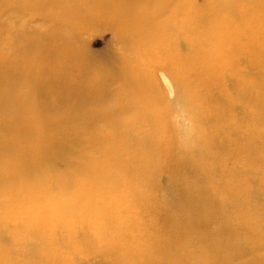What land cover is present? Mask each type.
<instances>
[{
    "label": "rangeland",
    "instance_id": "rangeland-1",
    "mask_svg": "<svg viewBox=\"0 0 264 264\" xmlns=\"http://www.w3.org/2000/svg\"><path fill=\"white\" fill-rule=\"evenodd\" d=\"M235 21L0 0L2 264H264V21Z\"/></svg>",
    "mask_w": 264,
    "mask_h": 264
},
{
    "label": "bare ground",
    "instance_id": "bare-ground-1",
    "mask_svg": "<svg viewBox=\"0 0 264 264\" xmlns=\"http://www.w3.org/2000/svg\"><path fill=\"white\" fill-rule=\"evenodd\" d=\"M109 4L112 5L114 4V0H109ZM242 5L243 10L240 12L238 5ZM116 5V3H115ZM227 5L228 8L230 9V13L232 14V17L235 18V22H233L234 25H240L242 23H248L251 24L249 25V28H246L244 30V33H247V30L253 31V26L257 27L258 23L264 21V0H227ZM117 8H112V12L117 10ZM215 23V22H214ZM218 26V29H225L220 26V23H216ZM199 27V26H196ZM195 27V28H196ZM233 27V26H232ZM232 29V28H228ZM213 32V27L212 28H206L203 26V28L200 30L198 33L200 38H206L207 36H210L209 34ZM74 248H71V257H70V262L74 261ZM4 262V258L0 255V264Z\"/></svg>",
    "mask_w": 264,
    "mask_h": 264
}]
</instances>
